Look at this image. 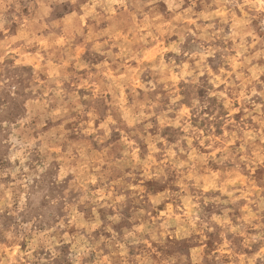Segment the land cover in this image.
<instances>
[{
  "label": "rangeland",
  "instance_id": "rangeland-1",
  "mask_svg": "<svg viewBox=\"0 0 264 264\" xmlns=\"http://www.w3.org/2000/svg\"><path fill=\"white\" fill-rule=\"evenodd\" d=\"M0 264H264V0H0Z\"/></svg>",
  "mask_w": 264,
  "mask_h": 264
}]
</instances>
